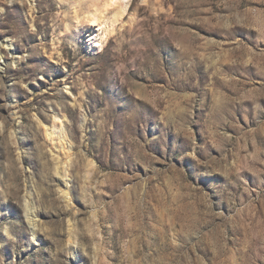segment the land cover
<instances>
[{
    "label": "rangeland",
    "instance_id": "obj_1",
    "mask_svg": "<svg viewBox=\"0 0 264 264\" xmlns=\"http://www.w3.org/2000/svg\"><path fill=\"white\" fill-rule=\"evenodd\" d=\"M0 55V264H264V0H0Z\"/></svg>",
    "mask_w": 264,
    "mask_h": 264
},
{
    "label": "bare ground",
    "instance_id": "obj_2",
    "mask_svg": "<svg viewBox=\"0 0 264 264\" xmlns=\"http://www.w3.org/2000/svg\"><path fill=\"white\" fill-rule=\"evenodd\" d=\"M92 16V15H91ZM95 19V18H94ZM92 20H93V18H92ZM100 21V20H99ZM97 24H100V23H97ZM102 25V24H101ZM100 25V26H101ZM96 36H97V34H96ZM97 42V41H96ZM95 45H99V43L97 42ZM0 59H1V55H0ZM56 119V118H55ZM56 121V120H55ZM53 128L49 131V135H51L52 133L54 134V133H56L57 134V138H58V140L60 141V143H61V146L60 147H62V146H64L65 144H67L68 145V147H71V143L69 142V140H68V129L64 126V124H58V126L55 124V123H53V126H52ZM65 177V174H63L62 176H61V187H62V192H63V194H64V196L65 197H67L68 196V182H67V180L64 178ZM27 219H28V221L30 222V223H32V225H33V227L35 226V223H34V221L32 220V218L31 217H29L28 215H27Z\"/></svg>",
    "mask_w": 264,
    "mask_h": 264
}]
</instances>
